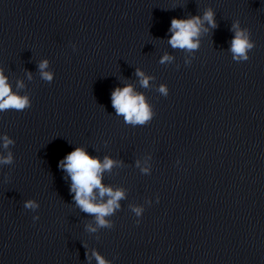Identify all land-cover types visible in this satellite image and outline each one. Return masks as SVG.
I'll return each mask as SVG.
<instances>
[{
	"label": "clouds",
	"instance_id": "9594fccd",
	"mask_svg": "<svg viewBox=\"0 0 264 264\" xmlns=\"http://www.w3.org/2000/svg\"><path fill=\"white\" fill-rule=\"evenodd\" d=\"M205 24L208 25V28L204 27ZM216 27L215 12L211 8L207 9L202 16H192L187 19L173 18L169 28V32L172 35L168 43L174 49L191 52L198 48V37L201 31L207 32L209 29ZM231 31L234 35L229 50L232 53L233 60L236 62L248 61L250 58L249 52L255 47V42L250 38L251 34L249 30L242 28L239 20H236L231 26ZM171 59L172 57L166 54L161 58L160 62L165 63ZM47 67V60L40 62L39 70L42 79L51 82L53 74L45 70ZM136 75L140 78L142 87L149 86V80L152 77L146 76L139 69H137ZM29 78H31V74H29ZM18 87H23V84H18ZM158 91L165 97L169 93L166 84H161ZM111 103L116 115L123 116L125 123L133 126L147 125L155 116V112L150 104L146 102L145 96L142 93H137L131 85H126L123 88L117 87L111 94ZM30 107L31 101L28 96L13 92L7 77L0 70V112L6 110L23 111ZM0 141H2L0 147L6 152V154L0 152V165L13 164L14 156L9 150V146L14 145L15 141L7 134L0 136ZM115 163L116 161L109 157H105L103 162H101L99 158L91 156L82 147L75 148L60 161V167L71 178L70 191L74 193L73 199L76 206L81 211L93 216L98 227H113V224L106 217L113 215L120 208L119 201L125 197V193L122 190L113 191L111 187H105L102 184V173L110 171ZM142 171L147 173L148 169L145 168ZM94 189H98L99 200ZM105 196L108 197L106 201L103 200ZM156 199L159 202L158 196ZM38 207L39 205L35 200L29 199L24 202L25 209L35 210ZM131 210L136 217H141L144 212V208L139 206L133 207ZM38 218L37 216L33 219ZM136 222L139 224V220ZM87 227L90 232L97 230L92 225H88ZM92 257L96 259L97 264H109L96 251H93L92 255L88 257L89 261H91Z\"/></svg>",
	"mask_w": 264,
	"mask_h": 264
}]
</instances>
